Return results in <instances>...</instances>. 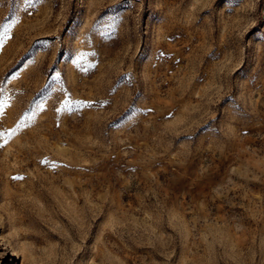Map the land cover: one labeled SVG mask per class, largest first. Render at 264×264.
<instances>
[{
	"label": "rangeland",
	"instance_id": "rangeland-1",
	"mask_svg": "<svg viewBox=\"0 0 264 264\" xmlns=\"http://www.w3.org/2000/svg\"><path fill=\"white\" fill-rule=\"evenodd\" d=\"M0 88V264H264V0H0Z\"/></svg>",
	"mask_w": 264,
	"mask_h": 264
},
{
	"label": "snow or ice",
	"instance_id": "snow-or-ice-1",
	"mask_svg": "<svg viewBox=\"0 0 264 264\" xmlns=\"http://www.w3.org/2000/svg\"><path fill=\"white\" fill-rule=\"evenodd\" d=\"M2 93H3V89L0 88V94H2ZM6 103H7L6 101L0 102V108H3V107L5 106ZM69 103H70V104L75 103V104L78 106V103H79V102L69 101ZM11 135H14V133H8V134L6 135V134L0 132V139L3 140V144H0V147H3L4 144H7V143H8V138H9V136H11Z\"/></svg>",
	"mask_w": 264,
	"mask_h": 264
}]
</instances>
